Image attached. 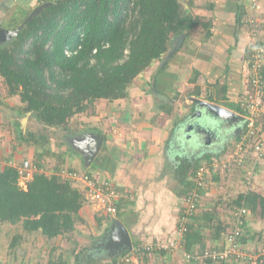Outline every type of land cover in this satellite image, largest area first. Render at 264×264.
<instances>
[{"label": "trees", "instance_id": "trees-1", "mask_svg": "<svg viewBox=\"0 0 264 264\" xmlns=\"http://www.w3.org/2000/svg\"><path fill=\"white\" fill-rule=\"evenodd\" d=\"M42 1L52 4L34 16L9 43L0 45V81L4 85L0 92L4 98L0 97V103L5 104L7 97L18 96V113H30L44 129L24 130L15 123L19 126L18 145L24 143L38 148L31 161L33 174L27 189L19 185V167L24 165L23 159L14 165L8 160L3 163L0 157V221L22 222L25 230H39L51 239L75 228L81 220L79 211L87 200L82 189L74 186L71 180L63 179L58 173L50 175L43 171L44 159L57 155L51 150V139L45 130L58 128L75 135L76 131L71 127L75 115L87 112L102 99L113 102L127 98L134 80L169 51L172 37L185 32L189 34L199 17L187 12L180 0ZM187 1L190 5L195 4L194 0ZM28 14L14 13L4 27L17 29ZM243 16L244 10H240L238 22ZM3 23L1 20L0 25ZM203 25L208 39L212 36V24ZM168 107V113H171L170 103ZM237 109L241 111L239 107ZM3 141L0 137V154ZM58 145L67 144L61 140ZM16 149L15 146L13 150ZM199 166L194 167L189 160L179 162L178 178L186 187L193 185L186 179L191 168L195 174ZM85 173L95 177L91 172ZM228 202L230 209L245 206L251 212H258L262 227L254 229L248 216L242 243L249 245L253 241L257 248L264 246V195L248 190ZM187 226L179 249L189 255L221 247L233 228L232 219L224 220L218 210L193 216ZM168 248L141 250L137 260L140 264H149L152 257L170 252ZM204 262L249 264L233 260L205 259ZM189 263L200 264L201 261L191 258ZM51 264L66 263L52 260Z\"/></svg>", "mask_w": 264, "mask_h": 264}, {"label": "crops", "instance_id": "crops-1", "mask_svg": "<svg viewBox=\"0 0 264 264\" xmlns=\"http://www.w3.org/2000/svg\"><path fill=\"white\" fill-rule=\"evenodd\" d=\"M11 1L16 2V0H0V19L6 16L5 10L15 6L11 5ZM217 5L219 7L211 4L209 9L213 11L216 9L222 16V20V14H226L224 21L220 19L214 28L217 31H213L212 36L208 38L206 52L201 53V56L195 55L194 69H191V65L188 63H185L187 70L185 68H181V70L176 66L167 68L162 83H156L153 86L154 93L155 91L163 93L167 95L168 99H162L156 94L157 102L151 103L149 108L147 106L150 103L148 101L150 94H147V97L145 94H143L145 96L140 94L141 97H136L138 100H135L132 105L128 104V107L127 104L124 105V101L118 104L106 100L108 107L104 108L103 126L111 128L106 134L102 133L104 136L103 147L93 162L86 166L82 154L76 149L71 150L70 146V149L66 147L57 151L54 158L60 160V165L55 163L54 168L44 165L43 171L50 175L56 174L60 166H65V168L77 172H91L99 181L111 180L120 192L118 217L107 219L96 205L84 202L79 211L81 220L75 224V228L65 235L51 239H47L39 230H25L22 222L10 224L0 221V263L18 261L51 263L52 260H55L56 262L64 261L66 264H76L77 262L107 264L116 257L112 255L110 249L104 246L117 219L127 227L133 243L143 241L153 243L156 240L167 242L172 238L177 242L181 239L182 234L179 233L178 227H180L181 214L185 206L184 198L190 188L186 187L185 183L178 178L179 162L189 160L196 167L208 159H221L226 150L232 146L233 141L238 139L244 130L237 133L235 126H238L240 121H230V125L224 126L223 130H218L216 133L202 130L199 132L200 137L196 136L195 132L200 127L191 126L189 119L181 122L189 110L186 111L185 107L179 105L178 111H174L173 107L171 113H168V104L171 102L170 96L173 95L172 90L174 89L168 84L171 81L181 83L191 79L194 81L192 75L205 77L210 84L208 88L206 87L207 90L205 87L200 90L198 86L197 90H191L189 96L213 101L241 113L236 108L239 107L240 95L248 87L249 45L252 41H264L263 37L252 33L249 26V23H256V25L259 23L263 28L262 31L259 30L260 35H264V0H220ZM240 10H244V16L242 21L238 22L237 16ZM176 62L174 65L178 63L182 67L185 65L182 64L184 61ZM225 69L226 72H229L225 73ZM215 74H218V77L215 81H211L208 77ZM219 78L221 81L218 80ZM144 97L147 98V103L141 100L145 99ZM145 110L151 112L153 123L139 120L141 112H145ZM133 111L135 112L132 114ZM106 116L107 118H105ZM154 117H156V121H153ZM133 123L136 124L132 125ZM241 123L244 122L241 121ZM2 134L5 135L0 130V137ZM75 135L78 136L80 133L76 132ZM4 141L3 146H5ZM34 152V149L28 152L30 158L35 157ZM17 153H10L3 147L0 154L2 162L5 163L8 160L14 165L19 163L15 158ZM46 158L54 159L50 156ZM57 166L59 167L57 168ZM255 170L257 175L253 180L252 187H248L245 181L243 184L242 179L238 177L240 178V187L244 186L239 190V193L254 190L264 194V161L257 164ZM193 172V168H191L186 178L188 181L193 182ZM217 172L219 174L212 175L210 183L213 184L214 179L218 182L224 170ZM237 172L239 173V170L236 169L235 173ZM241 174H243L242 171L239 175L241 176ZM221 179L228 181L227 186L225 183L222 184L226 192L229 188L232 189L233 181L229 183L227 176ZM20 183L19 179V185ZM211 187L206 190L204 196L207 192L210 193L209 195H214L211 192ZM229 200L220 202L228 204ZM220 202L218 201V203ZM208 208L211 207L205 205L202 212L209 211ZM216 210L221 209L218 207ZM222 216L224 220L228 219L227 215ZM251 224L254 229L259 230L262 226L259 227V224H263L261 217L254 222L251 219ZM221 243L222 241H220ZM252 243L253 241L249 245H253ZM169 251L152 257L149 264H166L173 257L171 254L173 250ZM132 263L140 264L139 261Z\"/></svg>", "mask_w": 264, "mask_h": 264}, {"label": "rangeland", "instance_id": "rangeland-1", "mask_svg": "<svg viewBox=\"0 0 264 264\" xmlns=\"http://www.w3.org/2000/svg\"><path fill=\"white\" fill-rule=\"evenodd\" d=\"M218 1L220 2V0H194L195 4L190 5L187 0H180V2L185 7L187 12L192 14L193 17L194 16L199 17V20L194 25L192 31L189 32V34H187L185 32L186 35H185V38L183 40V43L174 51H173V49L176 45V41L178 40V38L180 36H173L172 42L169 44V51H167V53L164 54L160 60L154 61L150 67H148L144 72H142L138 76V78H136L134 80V82L132 83V85L129 89L128 97L124 98V99H119V100H116V102L115 101H113V102L120 104V103H122V101H124L125 102L124 105L126 106V104H127V107H128V104L132 105V103L135 100H138V98H136V97H141L140 94L141 95L145 94L146 97L150 94V96L148 98V101L150 103H148V106H147L149 108V107H151L152 104H154V102H157L156 93L153 92L152 88L154 85H156V83L157 84L162 83V79H165L164 75L167 73V68L176 66V68L177 67H179V69L185 68L187 70L186 64L188 63L189 65H191V69H194L193 65H195L194 64L195 63V61H194L195 55L201 56V53L202 54L205 53L206 47H207L206 45L209 42L208 39L205 38V34H206L207 29H206V27H204L203 23H211L212 24V32L213 31L216 32L217 30L214 28L218 25V22L220 21V19L222 20V16H220L218 14L216 9H214V11L212 9H209V6L211 4L218 6L217 5ZM43 2L44 1H42V0H16L15 3L11 1V5H15V6H11V8H9L8 10H5L6 16H4V18L0 19V21L2 20L4 22L2 25L5 26L6 24H8L10 18L12 17V15L14 13L18 14L19 16L24 15V13L30 14L36 7L41 5ZM44 3H46V2H44ZM222 15H223L222 21H224V17L226 14L223 13ZM261 24H262V22H261ZM249 26L252 29V31L254 29L257 31L256 33L258 34V37L264 38V35H262V36L260 35V31H262L263 28L260 26L259 23L257 25H256V23H249ZM170 53H171V55L169 56ZM176 61H179V62L184 61L182 64H185V63L186 64L184 65V67H182V65L179 66V63L177 65H174V63H177ZM224 71H225V73L229 72V71L226 72V69ZM201 73H203V72H201ZM192 76L194 77L193 78L194 81H192V79H191L189 81L188 80L183 81L182 83L179 81L169 82V84H168L169 87L172 86V88H174L172 90L173 95L170 96V101H171L170 105L172 106V109L174 107V109H173L174 111H178V109H180L179 105L185 107L186 111L190 110V107L192 105V103L190 101L191 96H189L191 94L190 93L191 90L192 89L197 90L198 86L200 87V90L203 87H205V89L207 90L208 86L210 85L208 83V80L205 77L201 78V77H196L195 75H192ZM216 77H218V74H215V75L208 77V78L211 81H215ZM220 78L218 79L219 81H221ZM201 81H203L202 84H200ZM2 90H4V85H3L2 81H0V92ZM145 95H143V96H145ZM0 97L4 98V96H0ZM146 97H144L145 99H143V98L141 99V100L145 101V103H147ZM5 101H6L5 104L0 103V130L2 131V133L5 134V135L2 134V137L5 139L4 148L7 149V151H9L10 153L11 152L12 153L18 152L17 155L15 156V158L18 159V162L21 161L22 159L24 162L29 159L28 161H30V163H31V161H33L35 158L34 157L30 158L28 155V152L33 151V149L36 151V149L38 147L35 145L29 146V145H26L24 143L18 145L19 141L16 138V134L18 131L17 128L19 126L16 125L15 123L18 122L20 124V127L25 128L24 130H30V131H38V130L43 131L44 130L43 126L41 123H39L30 114L28 115L26 122L24 124H21L22 119L24 118V116H26L27 113H23V112L21 114L18 113V111L16 109L20 103V98L18 96L7 97V98H5ZM106 103H107L106 100H99L96 102V104L94 106L90 107L87 112L75 115L71 119V127H72L73 131H76L77 133H80L82 135V134H85V132L92 133L91 131L96 129L95 132L100 131L101 134L103 132L106 134V132L109 131V128H111L110 126H103V122L105 121V120H103L104 108L108 107V105ZM145 109H146V107H145ZM105 111L108 112V110H105ZM139 111H141V110H139ZM134 112L135 111H133L132 114ZM143 112H141V117H140L141 119H139V120H144L146 122L153 123L151 120V118H152L151 112L150 111H149L150 113L146 112V110L144 113ZM105 118H107V116ZM155 119H156V117L153 118V121H156ZM134 124H136V123H133L132 125H134ZM10 128L12 130H10ZM45 132L47 134H49V136H50V139H51L50 140L51 141L50 147H51L52 151H55L57 153V151H60L62 148L65 149L66 147H68L67 149H70L68 137L70 136V134L72 132L69 133L66 131H62L58 128L57 129L56 128L55 129L50 128L48 130L46 129ZM61 140H63L65 142V144H67L68 146L67 145L59 146L58 143ZM15 146L17 149L13 150V148H15ZM232 147L233 146H231L229 149H227L226 153H227V151L232 149ZM71 150H75V149L73 147H71ZM226 153H224L223 156ZM217 160L221 161V159H219V158ZM55 163L57 165L61 164L60 160L55 159V158L50 159V160H49V158H46L44 161L45 167L48 166V167L54 168ZM220 165H221V163H220ZM221 167L223 168L224 172H223V174H221L222 176L220 177L218 182L216 181V179H214L213 184L210 183L207 187V190H208V188L210 186H212L211 192H213L214 195H209L210 193L208 194V192H207L206 196H204V200H203L204 205H202L200 212H202L203 208H205V205L207 207H211V208H208V210H211V209L216 210V208L219 207L221 209V210H219L221 215L226 214L228 216V218H231V211L233 209H230L228 207L229 205L223 204L220 201H225L227 199L229 200V198L231 200L233 197H237L240 194L239 190L244 188V186L240 187V180L239 179L241 178L242 183L243 184H245V183L243 180L244 179L243 174H241V176L239 174H240V171L244 172V168H238L237 166H235V164H232L231 166L229 165L228 167H226V166L225 167L221 166ZM236 169L239 170V173L238 172L235 173ZM216 174H219V173L218 172L213 173V176H215ZM225 176H227L229 183L231 181H233V186H234V187L232 186V189L229 188V190H227V192H226V190H224L225 188L223 187L222 184L225 183V185L227 186L228 181L226 179L222 181V179H221L222 177H225ZM238 177H240V178H238ZM31 178H32V176H31ZM74 186H79V185L77 183H75ZM80 186L82 187L81 182H80ZM218 201L220 203H218ZM209 203H210V206H208ZM219 204H221V206H219ZM257 211H259V210H257ZM259 218H260V215L258 214V212L252 211V213L250 215V220L252 219V222H254ZM262 223H263V221H262ZM261 225L262 224H259V227ZM251 226L253 227L252 224H251ZM171 240H173V238ZM179 241H178V243L176 241L174 242V246H172L173 252H171L173 257L171 260H168L166 262V264H191V263H189V260L185 257L184 252L179 249V246H180ZM252 244H253V245H251L252 247L257 248V245L255 244V242H253ZM168 245H169V243H168ZM135 260L138 261L137 259H135ZM200 264H205V262H201Z\"/></svg>", "mask_w": 264, "mask_h": 264}, {"label": "built area", "instance_id": "built-area-1", "mask_svg": "<svg viewBox=\"0 0 264 264\" xmlns=\"http://www.w3.org/2000/svg\"><path fill=\"white\" fill-rule=\"evenodd\" d=\"M256 32V30L252 31L254 34ZM249 49L250 72L248 74V87L238 99L241 109L240 114L245 117L244 124H241L244 132L238 139L233 141L232 149L227 151L224 158H221V161L213 159L203 162L196 170L193 185L184 198L185 206L181 214L180 227H178L180 234L187 231V223L191 221L192 216L199 214L202 205H204V195L210 184V178L213 173L223 169L221 166L228 167L235 164L238 168H244V181L248 187H252L254 185L253 180L257 175L255 166L264 161V41H252ZM30 167V161H25L24 165L19 167L21 175L20 186L23 188H27V181L32 176L31 172H33V169ZM57 173L63 179L71 180L73 184L77 183L78 187L82 189L87 202L95 204L107 219L118 217L120 192L111 180L99 181L96 177H90L87 173L73 171L65 167L59 169ZM80 182L82 183V187L80 186ZM249 214L250 210L245 206L233 209L231 211L233 228L231 232L227 233L221 247L207 248L202 253H195L193 255L184 252L185 257L188 260L194 258L196 261L201 262L209 259L216 262L233 260L249 264H264V246L254 248L251 245L242 243L244 226ZM174 242V240L153 243L139 242L138 245H133L131 250H127L126 253L120 255L116 260L110 261L108 264H132V262L136 261L137 253H140L141 250L150 248L160 249L161 247L165 249L169 247L173 250L172 246H174ZM0 264L51 263L18 261Z\"/></svg>", "mask_w": 264, "mask_h": 264}, {"label": "water", "instance_id": "water-1", "mask_svg": "<svg viewBox=\"0 0 264 264\" xmlns=\"http://www.w3.org/2000/svg\"><path fill=\"white\" fill-rule=\"evenodd\" d=\"M51 4V2H46L36 7L17 29H9L0 25V45L9 43L12 38L17 35L18 31L22 29L34 16L38 15L45 7ZM185 35L186 33L180 35L176 41L173 51L183 43ZM170 55L171 53L169 56ZM155 93L162 99H168L167 95L163 93L158 91H155ZM190 101L192 103V108L190 107L188 114L183 117L181 122L183 123L186 119H189L191 121V126L195 127L196 125L200 127V129L195 132L198 137H200L199 132L202 130H210L216 133L218 130H223V125L226 122L240 121L241 123V121L245 120V117L242 114L219 103L208 101L197 96H191ZM29 114L30 113H27L26 116H24L21 124L26 122ZM240 123L238 126H235V131L237 133L242 130ZM68 139L69 146L73 147L82 154L86 166H89L93 162L94 158L101 151L104 143L103 134L93 132L82 135L80 134L78 136H69ZM133 244L134 243L127 227L121 220L117 219L112 231L107 236L104 247L110 249L113 256H118L124 251L131 250L133 248Z\"/></svg>", "mask_w": 264, "mask_h": 264}, {"label": "flooded vegetation", "instance_id": "flooded-vegetation-1", "mask_svg": "<svg viewBox=\"0 0 264 264\" xmlns=\"http://www.w3.org/2000/svg\"><path fill=\"white\" fill-rule=\"evenodd\" d=\"M244 122V121H243ZM240 124H244V123H240ZM230 125V122H226V123H224V125L223 126H226V127H228Z\"/></svg>", "mask_w": 264, "mask_h": 264}, {"label": "clouds", "instance_id": "clouds-1", "mask_svg": "<svg viewBox=\"0 0 264 264\" xmlns=\"http://www.w3.org/2000/svg\"><path fill=\"white\" fill-rule=\"evenodd\" d=\"M250 214H251V211H250ZM250 214H249V215H250Z\"/></svg>", "mask_w": 264, "mask_h": 264}]
</instances>
